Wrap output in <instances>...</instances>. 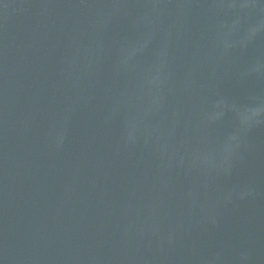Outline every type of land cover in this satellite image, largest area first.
<instances>
[{"label": "water", "instance_id": "water-1", "mask_svg": "<svg viewBox=\"0 0 264 264\" xmlns=\"http://www.w3.org/2000/svg\"><path fill=\"white\" fill-rule=\"evenodd\" d=\"M0 264H264V0H0Z\"/></svg>", "mask_w": 264, "mask_h": 264}]
</instances>
